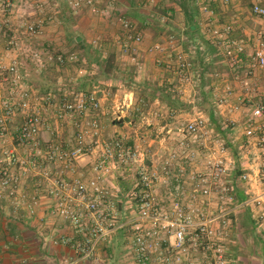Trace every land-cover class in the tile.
<instances>
[{
  "label": "crops",
  "instance_id": "obj_1",
  "mask_svg": "<svg viewBox=\"0 0 264 264\" xmlns=\"http://www.w3.org/2000/svg\"><path fill=\"white\" fill-rule=\"evenodd\" d=\"M188 1L190 6L197 9L194 30L185 26L186 17L178 3L180 0H113L107 6L101 3L105 13L100 17L92 16L86 10L71 13L70 24L76 35L73 41L78 44L88 43L98 56L111 58L112 69L107 74L108 77H103L101 68L95 63L87 65L80 49L70 52L73 45L66 47L64 39L68 37L61 27V17H65L64 13L67 14L70 10L63 1L37 0L25 10L26 18H18L19 11H22L21 0H12L11 12H0L1 65L16 63L18 70L19 67L23 68V74L20 72L22 86L31 90L35 98L31 102L32 110H36L47 120V128L39 134L43 149L48 143L67 149L74 139L73 124L66 119L55 118L54 114L60 108L59 99L73 100L75 96L87 95L91 91L100 104V109L93 111L88 108L80 118L83 125L97 119L100 130L92 139L91 151L76 162L73 171L66 174L68 181L76 177L84 181L89 179L92 165L101 156L104 143L111 138L122 139L126 146L137 148L149 167L160 166L172 152L181 155L182 149L186 147L181 146L184 137L178 123L180 117L189 116L185 109L187 105L196 115H203L208 138L203 144H196L195 159L181 158L173 167L182 166L186 174L199 170L202 156L210 150L217 152L221 147L224 155L233 162V169L225 178L226 182L233 189L240 190L245 200L261 193L263 188L258 178L257 153L260 151L261 141H264V68L250 74H244L243 69L248 66V54L253 49L256 33L264 29V19L253 15L250 7L253 3L263 6L264 0H230L224 14H220L219 20L211 25L208 16L200 14L199 4L207 2L216 11L219 0ZM151 7L160 9L159 14L157 11L152 12ZM50 17L54 19L52 22L48 21ZM121 18L131 21L142 36L141 43L130 45L127 53L119 48ZM24 21H43L41 34L36 37L25 34L21 26ZM230 21L232 30L228 36L241 39L246 44V54L242 56L241 62L242 70L238 73L232 72L223 59L225 42L214 43L206 36L209 27ZM170 26L176 28L173 34L167 32L170 31ZM173 35L177 36L181 47V41L190 43L187 49L196 47L195 51L189 53L190 82L176 88L180 92L177 94L183 107L174 110L169 108L160 89L164 86L171 88L176 83L175 78L155 62L154 55L146 52L151 44L164 42ZM11 39L16 40V46L9 44ZM35 44L41 45V48L35 49ZM199 45L201 50L197 49ZM33 51L42 53L43 66L30 60L29 55ZM72 53L75 54L76 61L66 62L64 65L48 60L50 56H69ZM78 55L81 63L76 66L73 62L79 61ZM215 73L219 77H214ZM88 75L91 78L84 86L86 92L80 91L79 82ZM244 81L249 92L248 104L238 101V97L247 92L242 84ZM194 82H198L206 95L204 103L212 107L211 117L204 111L200 99L191 92ZM227 84L234 87L229 96L224 92ZM12 94L13 86L7 80L5 70L0 69V102ZM48 96L54 98L49 100V104L46 101ZM224 98V103H219ZM258 105L263 108L258 109ZM114 110L119 111L121 119L112 118ZM246 119L263 126L262 132L255 131L253 136H247ZM20 121L21 115L16 113L0 134V171L7 169L19 178L13 193H0V264H67L73 259L71 250L54 242L68 235L70 230L66 223L51 213L52 202L46 193L48 180L58 171L57 164L49 162L21 175L19 168L7 165L2 157L3 150L11 149L21 157L29 156L30 152L19 144L16 137ZM230 147L238 148L239 152H232ZM242 173L248 175V180L238 179ZM137 180L135 170L126 168L115 169L105 177L104 185L117 196L122 215L130 208L125 194L136 185ZM185 188L189 193V185L186 184ZM156 194L161 200L160 206L169 207L170 200L165 186L158 187ZM32 197L37 203L34 206L35 212L29 215L27 208ZM242 210L236 209L234 213ZM251 215L253 217V213ZM263 223L260 224L261 230H264ZM123 240L125 233L117 231L98 247L91 260L73 264H131L132 260L123 256L125 249H128L122 245Z\"/></svg>",
  "mask_w": 264,
  "mask_h": 264
},
{
  "label": "built area",
  "instance_id": "obj_2",
  "mask_svg": "<svg viewBox=\"0 0 264 264\" xmlns=\"http://www.w3.org/2000/svg\"><path fill=\"white\" fill-rule=\"evenodd\" d=\"M71 13L86 10L90 15L100 17L106 6L113 0H61ZM230 0H219V8L214 11L207 2L199 4V12L208 16L210 25L219 20L224 14ZM12 10V0H0V12L9 13ZM253 15L264 19V5L253 3L250 7ZM49 18V22L53 21ZM43 21L37 23L22 22L25 34L36 37L42 32ZM119 48L127 53L130 45H139L142 36L135 30V25L127 19H120ZM232 21L219 26H211L206 36L214 43L224 41L223 59L227 67L234 73L242 70V56L246 54V44L241 39L230 38ZM9 44L16 46V40ZM192 46L187 51L182 49L174 37L164 42H155L146 48V52L155 56V62L172 73L178 86L185 84L191 77L189 53L195 51ZM197 49L201 50L199 45ZM31 61L39 66L44 65L40 51H33L29 55ZM249 63L243 69L244 74H250L259 68H264V29L259 30L254 39L252 51L248 54ZM74 53L69 56L56 55L48 57L59 65L76 61ZM136 65H139L138 63ZM7 80L13 86V94L0 102V134L7 123L19 113L21 121L16 129V137L21 146L30 154L28 157L19 156L14 149L3 150L2 157L7 165L19 168L21 175L30 170L40 168L47 163H56L58 171L49 181L46 193L51 200V213L61 219L69 227L70 233L62 236L54 243L68 247L73 259L67 264L91 260L98 247L109 237L121 231L126 234L127 248L130 251L133 264H234L229 254L233 240L230 237L232 215L236 209L248 208L253 218L259 224L264 222V141H261L260 151L257 153L258 178L262 191L258 195L250 196L244 202L236 203L232 194L233 187L226 182V177L233 169V162L224 155L223 148L217 152L210 150L202 156L201 169L186 174L182 166L177 168L173 164L183 159H195L196 144H203L208 138L206 121L201 114L181 127L183 134L181 155L170 153L158 167L145 164L143 154L137 148H130L122 139L111 138L104 143L101 156L94 162L90 170V177L84 181L76 177L68 181L66 174L75 169L76 162L91 151L93 137L97 136L100 124L97 119L90 120L84 125L81 116L91 108L100 109V104L93 92L75 96L73 100H60V108L54 114L57 120H68L75 127L74 139L67 149L48 143L43 149L40 132L47 128V120L36 110H32L31 102L35 100L31 90L22 86V76L16 63L3 66ZM219 77L218 73L213 75ZM243 86L247 91L238 97L241 104H248V87L246 81ZM233 85L224 87L226 95H231ZM54 99L48 96L46 101ZM227 99V97H226ZM225 98L219 103H224ZM236 109L237 106H234ZM258 109L263 106L258 105ZM114 120L121 119L119 111L112 113ZM247 136H253L255 131L262 132L263 126L256 125L251 119H246ZM195 149V150H194ZM135 170L137 183L130 188L125 198L132 202L133 209L128 214H120L118 199L114 192L104 185V180L115 169ZM45 173V171H44ZM18 177L7 169L0 171V193H13ZM239 180H248V175L242 173ZM189 185V193L185 186ZM165 186L169 207L160 206V198L156 189ZM37 201L31 198L27 213L35 212ZM264 224V223H263ZM262 225V224H261Z\"/></svg>",
  "mask_w": 264,
  "mask_h": 264
},
{
  "label": "rangeland",
  "instance_id": "obj_3",
  "mask_svg": "<svg viewBox=\"0 0 264 264\" xmlns=\"http://www.w3.org/2000/svg\"><path fill=\"white\" fill-rule=\"evenodd\" d=\"M50 1H53V0H50ZM34 2H37V0H21L22 11H19L18 18H21L19 16H23L22 18H24V17L26 18L27 13H24V12L26 9L28 10V8H30V5L31 4L33 5ZM39 3L42 4L41 1ZM150 10H152V12L157 11L158 14L160 12V11H158L160 9L155 10L154 7H151ZM154 20H155V18H154ZM65 25H62L61 27H62L63 31L65 29V31L67 33V35H65V36H67L68 39L67 38L64 39L66 47H68L69 45H73V47H71L70 52L79 50V46H78L79 44H77L73 41L76 38V35L74 33L72 25L71 24H69L70 26L68 24L66 26ZM169 30L170 31H167V32H170L171 34H173L172 32H175L176 28L171 27ZM173 37L177 40V36L173 35ZM181 43H182V48L187 51L188 50L187 47H188V45H190V43L183 42V41H181ZM34 46H35L34 47L35 49L41 48V45L36 46V44H35ZM78 57H79V61L73 62L74 65H76V66L77 65L79 66V64L81 63L80 62V59H81L80 55H78ZM189 82L187 81L186 83H189ZM203 83H204V81H203ZM191 86H192L191 92L196 94V96L200 99V102L203 103L202 106L205 107L206 104L204 102L206 100V98H205L206 95L204 94L201 87L198 85V82H194V85H191ZM177 93L180 94V92H177ZM185 109H186V111H188L189 116L180 117L179 123H178L179 127H182L187 122V120L193 118L196 115L194 110H191V108H189L187 105H186ZM229 149L232 152H233V150H236L235 152H237V151L239 152V149L235 148V147H232V148L230 147ZM128 205H130V208L126 210V212H127L126 214H128V212L131 209H133L132 202H130ZM246 214L251 215L252 212L250 210L249 211L242 210V211H239L237 213H234L231 217L232 225H231L230 237L233 240V242H232V245L229 249V254H230L231 258H233V259H234L233 256H236V254L239 256L241 255L242 260H243V264H264V230H261V228H262L261 225L255 221V219L252 217V215H251V218L248 216L249 217V219H248V218H246L247 217ZM251 219H252V221H251ZM122 245H124V246L127 245L126 234H125V240H123ZM123 256H125V258H128L129 261L132 260L130 251L128 249H127V251L125 249V253H123ZM130 262H131V264H133L132 261H130Z\"/></svg>",
  "mask_w": 264,
  "mask_h": 264
},
{
  "label": "trees",
  "instance_id": "obj_4",
  "mask_svg": "<svg viewBox=\"0 0 264 264\" xmlns=\"http://www.w3.org/2000/svg\"><path fill=\"white\" fill-rule=\"evenodd\" d=\"M188 2H189L188 0H180V2H178V3L180 4V7L183 9L185 17H186V22H185L186 28L189 30H192V29L194 30L196 27V24L194 23V16H195L197 9L195 7L190 6ZM64 14H65L64 15L65 17H61L62 25H65V24L69 25L70 21L72 19L71 12L69 11V12H67V14L66 13H64ZM64 33H65V35H67L65 29H64ZM78 46H79L80 52L82 53V56H83L82 58L85 59V61L87 62V65L88 64L90 65L91 62L95 63L96 65H98L101 68L103 77H108L107 74L110 73V71L112 69L111 58H109V57L102 58V57L98 56V53L87 43L81 42V44L79 43ZM19 70L23 74V71H22L23 68L19 67ZM90 78L91 77L88 75L87 77H84L79 82V84H81V86L79 88L80 91H85L84 86L87 83H89ZM172 89H173V86H171V88L164 86L163 88L160 89V92L161 93L163 92V94H162L163 98L167 100V103H168V106L170 109L174 110L175 108H182L183 104H182V102H180L177 92L173 91ZM90 92L91 91L87 92V94H89ZM203 109L210 117L213 115L212 114V107L210 105L206 104V106ZM233 190H234V192H232V194L234 196L236 203L244 202L245 197L241 194V191L238 189L236 190L235 188ZM243 210L249 211L248 208L243 209ZM246 216H247L246 218H248V219H249V217L251 218L250 214H248V215L246 214ZM251 221H252V219H251ZM233 257H234V264H243V260H242L241 255L239 256L236 254V256H233Z\"/></svg>",
  "mask_w": 264,
  "mask_h": 264
}]
</instances>
